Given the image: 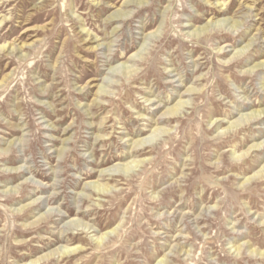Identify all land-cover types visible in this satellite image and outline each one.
<instances>
[{"label": "rangeland", "instance_id": "obj_1", "mask_svg": "<svg viewBox=\"0 0 264 264\" xmlns=\"http://www.w3.org/2000/svg\"><path fill=\"white\" fill-rule=\"evenodd\" d=\"M122 1L0 0V264H264V0Z\"/></svg>", "mask_w": 264, "mask_h": 264}, {"label": "bare ground", "instance_id": "obj_2", "mask_svg": "<svg viewBox=\"0 0 264 264\" xmlns=\"http://www.w3.org/2000/svg\"><path fill=\"white\" fill-rule=\"evenodd\" d=\"M145 3H147V0H123L122 3L120 4V7L117 8L115 11H113L109 15V19L114 21V20H116L118 18L121 19L122 16L123 17L124 16H127V11L123 7H127V6H130V5H134V6L138 7L139 5L140 6L141 5H144ZM207 21L208 22H206L205 25L200 26V27H195L193 29L194 31L192 32L193 35L195 33H198V34L199 33H202L203 34V33L209 32L212 27H214V26H217L218 27V25H220L221 21H222V23H225L223 21H229V19L228 18H224V19H221L220 18V19H217V20L209 19ZM230 21H233V20H230ZM235 23L236 22H233L231 24L234 26ZM222 25L224 26V24H222ZM151 34H154V33L153 32H149L146 36H149ZM249 45H250V43L246 44L244 46V48L248 47ZM16 51H17V49H16ZM239 52H240V50H236L234 54H237ZM134 55L135 54H131L130 55V58L134 57ZM258 66H260V67L264 66V62L257 63L252 68H255V67H258ZM126 68H125V70H127ZM125 70H123V71H125ZM189 90L192 91L191 88ZM99 91H100V87H99ZM101 91H104V90H101ZM185 103H187V100L179 99L177 101V103L175 104L174 107L167 109L160 116V118H159L160 121H165V120L168 121V119L175 117V114L177 113L179 107L184 106ZM262 113L264 115V108L254 109V110H252L250 112L241 114L239 116V118L241 119L242 117H244V118H246V120H248V119L255 120V119H258L261 116ZM239 118L236 119V120H234V121H229V120L226 121V123L228 124L227 127L221 129L220 131H218V133L219 134L231 133L233 131V129L238 126V120H240ZM222 120L223 119H215V120L212 121L213 126L215 127V129H218L219 125L222 123ZM163 130L166 131L165 128H162V127H154L153 131L148 136L137 139V141L135 142V144L133 146L134 153H137L138 151L144 150L145 148H147L149 146V142L151 140H154L152 138H155V136H157V134H159V132L162 133ZM150 143H152V142H150ZM263 144H264L263 142L252 143L251 145H249L247 147L246 150L241 151L239 154L235 155L234 157L237 160L240 159V158H243L246 154L249 155V153H251V151L259 149V147L263 146ZM260 149H262V148H260ZM234 153H235V151H233L231 154L234 155ZM143 162H145V159H132V160L128 161L127 163L122 164V165L119 166V168H123V170H121V169L120 170H116L114 167L117 166V165H114L112 167H107V168L103 169L102 172H103V175H110L111 176V175H113V169H115V171H119L117 175L122 174V175L125 176L132 169V167H135L138 163H143ZM131 163H133V164H131ZM251 179H256L257 181L264 179V163H263V165L261 166L260 169H258L256 172H254L251 176L247 177L245 179V182H248ZM113 187L114 186H111V185H108V184H100L99 182L94 181V182H90L89 183L88 189L92 192L93 195H95V196L96 195L97 196H102V195L107 194L109 191H111ZM73 224L76 227L75 228L76 230H82L85 233L86 232H89L90 233V232H94L95 231L94 229L90 230L92 228L91 225L81 224V223L76 222V221ZM262 224H264V223L262 222ZM115 229H116V227H115ZM115 229L105 232L104 233V237L106 235H108L109 233L115 232L116 231ZM104 237H103V235L100 236V237H96L94 239L95 243L101 244L103 242ZM241 248H242V244H240V245H238V246L235 247V249L238 250V251ZM80 249H81V245H74V246H67V245H65V246H61L58 249H56V251L53 254H47L46 256L48 257V256H52V255H55V254H60V256H71L72 254L78 252ZM254 251H256V250H254ZM256 255H258V256L260 255V257L264 258V251H261V250L258 249L257 252H256ZM41 258H43V256ZM35 261L36 260H34L32 262H35ZM162 262H163V259L160 258L159 261H158V263H162Z\"/></svg>", "mask_w": 264, "mask_h": 264}]
</instances>
